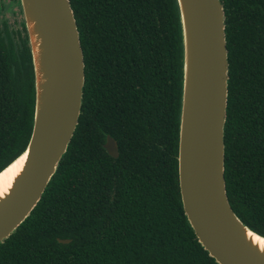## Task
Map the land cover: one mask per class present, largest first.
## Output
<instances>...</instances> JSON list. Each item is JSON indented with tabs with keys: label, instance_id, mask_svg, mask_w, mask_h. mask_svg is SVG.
Masks as SVG:
<instances>
[{
	"label": "trees",
	"instance_id": "16d2710c",
	"mask_svg": "<svg viewBox=\"0 0 264 264\" xmlns=\"http://www.w3.org/2000/svg\"><path fill=\"white\" fill-rule=\"evenodd\" d=\"M68 2L83 59L80 112L39 200L0 242V264H217L187 224L177 190L176 1ZM220 2L225 193L236 216L264 236V0ZM20 26L0 24V169L22 150L32 122L23 17ZM106 135L116 157L103 148Z\"/></svg>",
	"mask_w": 264,
	"mask_h": 264
},
{
	"label": "water",
	"instance_id": "95a60500",
	"mask_svg": "<svg viewBox=\"0 0 264 264\" xmlns=\"http://www.w3.org/2000/svg\"><path fill=\"white\" fill-rule=\"evenodd\" d=\"M182 44L176 179L181 207L196 240L217 264H264L244 237L247 227L228 203L223 177L227 55L220 0H175ZM33 76V110L19 173L0 199V242L27 217L56 171L75 129L84 80L78 31L68 0H18ZM41 41V81L32 44ZM40 44V43H39ZM40 87V89H39ZM103 148L116 157V143ZM57 241L66 243L69 239Z\"/></svg>",
	"mask_w": 264,
	"mask_h": 264
},
{
	"label": "bare ground",
	"instance_id": "6f19581e",
	"mask_svg": "<svg viewBox=\"0 0 264 264\" xmlns=\"http://www.w3.org/2000/svg\"><path fill=\"white\" fill-rule=\"evenodd\" d=\"M29 27H31V31H32L33 51L37 66L38 81L40 83L41 81L40 53L42 51L41 41L39 38L36 37L35 29H33V22L29 23ZM23 160H24V154L17 157L12 163H10L5 169H3L0 172V199L7 193L12 180L21 170ZM243 232H244V237L247 241H250L253 246L257 247L260 251L264 252V239H261L260 237L249 232L248 230H243Z\"/></svg>",
	"mask_w": 264,
	"mask_h": 264
},
{
	"label": "rangeland",
	"instance_id": "374dc122",
	"mask_svg": "<svg viewBox=\"0 0 264 264\" xmlns=\"http://www.w3.org/2000/svg\"><path fill=\"white\" fill-rule=\"evenodd\" d=\"M7 3L8 0H0V4H3V7L0 6V16H2V19L5 21L7 20L10 30L13 28L19 30L21 28L19 23L22 20V14L19 11L18 6L13 3L9 5V7H5Z\"/></svg>",
	"mask_w": 264,
	"mask_h": 264
},
{
	"label": "flooded vegetation",
	"instance_id": "af4514ba",
	"mask_svg": "<svg viewBox=\"0 0 264 264\" xmlns=\"http://www.w3.org/2000/svg\"><path fill=\"white\" fill-rule=\"evenodd\" d=\"M15 4V5H17L18 6V3H17V0H8V3H7V5L5 6V7H9V5H11V4ZM0 6L1 7H3V4H0ZM4 7V8H5ZM18 9H19V6H18ZM2 21H4L5 22V24H6V26L8 27V23H7V20L5 21L4 19H2V16H0V24H2ZM20 24V23H19ZM8 29H9V27H8ZM13 32H15V30L16 29H11ZM20 30V29H19ZM84 81V80H83ZM117 148V147H116Z\"/></svg>",
	"mask_w": 264,
	"mask_h": 264
}]
</instances>
